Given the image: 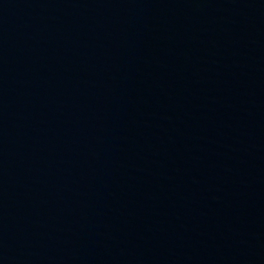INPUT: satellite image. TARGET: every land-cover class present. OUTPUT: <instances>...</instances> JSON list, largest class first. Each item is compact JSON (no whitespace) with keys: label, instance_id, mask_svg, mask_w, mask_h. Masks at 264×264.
<instances>
[{"label":"water","instance_id":"obj_1","mask_svg":"<svg viewBox=\"0 0 264 264\" xmlns=\"http://www.w3.org/2000/svg\"><path fill=\"white\" fill-rule=\"evenodd\" d=\"M0 264H264V0H0Z\"/></svg>","mask_w":264,"mask_h":264}]
</instances>
